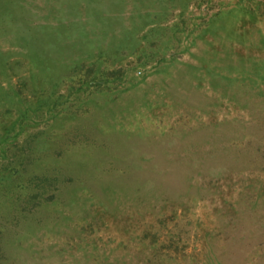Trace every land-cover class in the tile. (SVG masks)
<instances>
[{"label": "rangeland", "instance_id": "obj_1", "mask_svg": "<svg viewBox=\"0 0 264 264\" xmlns=\"http://www.w3.org/2000/svg\"><path fill=\"white\" fill-rule=\"evenodd\" d=\"M0 264H264V0H0Z\"/></svg>", "mask_w": 264, "mask_h": 264}]
</instances>
